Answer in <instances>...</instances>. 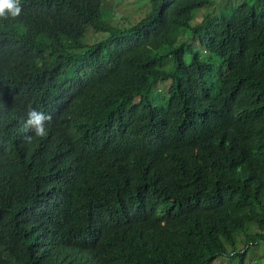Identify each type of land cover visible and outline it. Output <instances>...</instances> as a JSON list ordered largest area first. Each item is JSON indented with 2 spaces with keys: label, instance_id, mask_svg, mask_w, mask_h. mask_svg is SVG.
I'll return each instance as SVG.
<instances>
[{
  "label": "trees",
  "instance_id": "1",
  "mask_svg": "<svg viewBox=\"0 0 264 264\" xmlns=\"http://www.w3.org/2000/svg\"><path fill=\"white\" fill-rule=\"evenodd\" d=\"M103 1L0 19V264H247L264 243V0L199 23L215 0H150L126 29ZM89 28L107 37L86 44Z\"/></svg>",
  "mask_w": 264,
  "mask_h": 264
},
{
  "label": "rangeland",
  "instance_id": "2",
  "mask_svg": "<svg viewBox=\"0 0 264 264\" xmlns=\"http://www.w3.org/2000/svg\"><path fill=\"white\" fill-rule=\"evenodd\" d=\"M242 1L244 0H215V2H213L212 4H208L205 8L203 7L201 9H198L195 12L196 19L194 22H201L204 19L205 15L208 14H226L234 5ZM102 8L103 20L106 23H110L122 29H126L134 25L136 22H138L150 12V0H105L102 3L101 10ZM106 37L107 33L96 32L93 29L89 28L84 41L86 44H92ZM181 37L184 39V42L186 44L191 45V48L193 50L198 49L201 56H205L203 53L204 49L198 44V41L194 39L188 31L184 30L181 33ZM183 58L185 62H190L191 52H185L183 54ZM163 61L164 63L162 67L170 69L172 65V63H170L171 58L167 57ZM219 66H221L220 63ZM171 85V78H167L165 80L152 81L151 87L146 93V96L150 97L157 107H162L165 104V100L167 98V91ZM241 247H243L242 243L240 244V248ZM245 261L247 264H264V243L255 242L254 244H250ZM211 264H239V258L228 259L226 257H220Z\"/></svg>",
  "mask_w": 264,
  "mask_h": 264
},
{
  "label": "clouds",
  "instance_id": "3",
  "mask_svg": "<svg viewBox=\"0 0 264 264\" xmlns=\"http://www.w3.org/2000/svg\"><path fill=\"white\" fill-rule=\"evenodd\" d=\"M22 13L21 0H0V19L16 20ZM52 121V116L35 108H29L27 119L23 122V127L32 133L35 137H44L47 135V127ZM29 141L31 136L26 137Z\"/></svg>",
  "mask_w": 264,
  "mask_h": 264
}]
</instances>
